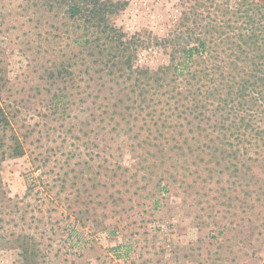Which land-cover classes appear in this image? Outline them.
Here are the masks:
<instances>
[{
    "label": "rangeland",
    "instance_id": "374dc122",
    "mask_svg": "<svg viewBox=\"0 0 264 264\" xmlns=\"http://www.w3.org/2000/svg\"><path fill=\"white\" fill-rule=\"evenodd\" d=\"M101 3L100 23L91 0H0V264H264V115L219 79L233 31H264V0ZM214 37L178 101L136 86L129 65Z\"/></svg>",
    "mask_w": 264,
    "mask_h": 264
},
{
    "label": "trees",
    "instance_id": "16d2710c",
    "mask_svg": "<svg viewBox=\"0 0 264 264\" xmlns=\"http://www.w3.org/2000/svg\"><path fill=\"white\" fill-rule=\"evenodd\" d=\"M91 10L90 14L92 15L93 19L98 18V21H102L101 18H104V3H101V0H91ZM70 13L73 17L79 15L81 13V8L77 5H73L70 7ZM249 20V18H248ZM251 20V18H250ZM99 23V24H100ZM101 26V25H100ZM216 32L220 34L221 32V25L215 26ZM233 30V28H232ZM235 38L239 39V44L236 48L231 49V53L229 56L234 54V59L232 61H226L223 65L224 68L228 70L231 69L232 72L240 69V66H245L243 69V75L228 73L226 75L222 69L220 73L219 79H221L220 85H223L224 88L227 90L225 103H235L238 104H246V106L241 107V110L245 114H254L256 111L255 109H259V115H264V31H260L258 33L257 27L251 25V29H247V33H243L238 31H233ZM221 35V34H220ZM213 39H194V45L189 41L181 46V61L175 63L172 59V62L169 65H164L160 67L156 71H152L150 69H146L144 71H133L131 65H129L128 70L132 72L133 75L138 74V80L136 86L138 88L141 87L140 79L143 78L147 81V85L153 88L152 95L158 96L157 91L154 88L164 89L170 88L167 95L169 96L170 100H176L177 96L182 94L183 91L181 90L180 78H190L189 79V86H193L192 79H196L197 73L195 74L192 71V65L199 61L205 63V65L209 66V62H211V57L209 49L216 50L217 52V45H214ZM245 43L246 49H243L241 43ZM210 43V46H209ZM108 47V46H107ZM110 51H117V53L122 56L123 49L120 45L118 46H110ZM108 49L106 52L108 53ZM236 53V54H235ZM108 55V54H107ZM245 55V60L241 59L240 57ZM117 57V56H116ZM115 57V59H116ZM232 59V58H231ZM116 65H120V71H122L125 62L122 58L119 61L115 62ZM205 74H208V70H205ZM239 77V79H238ZM152 100V99H151ZM242 119L241 126L244 128V134L246 135L249 131V121ZM10 119L4 109L1 107L0 104V148L4 146L5 139L7 137V132L10 127ZM237 123H233V126H236ZM258 138L264 140V129L257 130ZM16 136V135H15ZM17 137V136H16ZM251 143V142H250ZM21 143L19 142V138L15 139V146H13V151L16 155L23 154L20 153L21 151ZM252 144V143H251Z\"/></svg>",
    "mask_w": 264,
    "mask_h": 264
}]
</instances>
